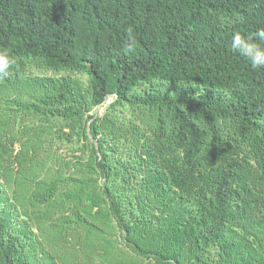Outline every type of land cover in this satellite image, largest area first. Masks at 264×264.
Here are the masks:
<instances>
[{"label": "trees", "instance_id": "obj_1", "mask_svg": "<svg viewBox=\"0 0 264 264\" xmlns=\"http://www.w3.org/2000/svg\"><path fill=\"white\" fill-rule=\"evenodd\" d=\"M259 29L264 0H0V264H264Z\"/></svg>", "mask_w": 264, "mask_h": 264}, {"label": "clouds", "instance_id": "obj_2", "mask_svg": "<svg viewBox=\"0 0 264 264\" xmlns=\"http://www.w3.org/2000/svg\"><path fill=\"white\" fill-rule=\"evenodd\" d=\"M264 42V29H259L254 37H244L236 33L232 37V49L247 59L253 69L264 68V48L256 41ZM128 50H132L129 43ZM17 64L16 58L8 54L7 49H0V79L7 77Z\"/></svg>", "mask_w": 264, "mask_h": 264}, {"label": "rangeland", "instance_id": "obj_3", "mask_svg": "<svg viewBox=\"0 0 264 264\" xmlns=\"http://www.w3.org/2000/svg\"><path fill=\"white\" fill-rule=\"evenodd\" d=\"M112 100H113V96H109V97L105 100V102H104L102 105L97 106V107L95 108L94 112L97 113V114H101V113L105 110L106 106H107Z\"/></svg>", "mask_w": 264, "mask_h": 264}]
</instances>
